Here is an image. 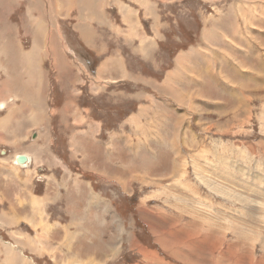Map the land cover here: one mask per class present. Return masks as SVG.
Segmentation results:
<instances>
[{
  "label": "rangeland",
  "instance_id": "1",
  "mask_svg": "<svg viewBox=\"0 0 264 264\" xmlns=\"http://www.w3.org/2000/svg\"><path fill=\"white\" fill-rule=\"evenodd\" d=\"M137 4L0 0V102L17 106L22 137L0 158L34 157L20 167L37 195L50 186L42 227L59 241H37L38 213L13 225L15 213L0 211V264H24L21 253L26 264H264V0ZM139 37L153 44L141 43L145 57L128 41ZM199 54L216 83L199 77ZM173 72L185 101L161 89ZM40 102L46 124L28 117ZM7 248L18 249L12 262Z\"/></svg>",
  "mask_w": 264,
  "mask_h": 264
},
{
  "label": "crops",
  "instance_id": "2",
  "mask_svg": "<svg viewBox=\"0 0 264 264\" xmlns=\"http://www.w3.org/2000/svg\"><path fill=\"white\" fill-rule=\"evenodd\" d=\"M167 1H168V3H170L171 0H167ZM172 1H174V0H172ZM142 2H143L144 7H142V6L139 7V5L137 4L136 6H137L138 10L141 9L143 12L149 11L151 8L150 7L151 0H142ZM31 5H34V3L32 2ZM124 8L125 9L127 8L125 10V15H128V17L126 19V21H127L126 23L129 24L130 23L129 18L131 17V15L134 14V12L132 11L133 9H130L128 7H124ZM30 10H32V8H30ZM147 15H148V13H147ZM147 15L143 14V16H147ZM31 22H32V19H31ZM78 27H80V26H78ZM231 27H235V24L233 25V23H231L229 25V28H231ZM89 29H90L89 26H87V25L83 26V31L85 33L87 32L89 34L90 33ZM134 29H135V25L131 24L130 30L133 31ZM78 30L80 32V30H82V29L78 28ZM231 33H232V36L235 38V36L233 34L234 32L232 31V29H231ZM130 35H132V33ZM92 37H93V34H92L91 38H89V39L92 40ZM128 41L129 42L130 41L137 42L138 47L136 50L132 51V53H135L138 51V52H140V54L142 56H144V54H143V49L140 46L141 43L148 42V43L152 44V42L150 40H147V39H144L141 37L135 38V39H128ZM152 47H153V44H152ZM91 48H93V47L91 46ZM185 55H187L188 58L190 57L189 56L190 53H187V54H180L176 58L175 63H174L175 64V68H174L175 70L181 69V67L179 68L177 65L180 64L181 62L183 63L184 58L182 59V56H185ZM197 55H198V53H197ZM199 55H202V54H199ZM180 56H181V58H180ZM203 56H204V58L206 57L205 55H203ZM179 60H181V61H179ZM193 62L195 63L194 60H193ZM85 64H86V62H85ZM205 68H207V69H205ZM192 69H193V67L191 69H189V71H191ZM196 69L199 70V73L196 72L199 74V77L204 78L201 75V74H204L206 80H210V81L213 80L216 83V79L214 77H211V75H208L210 70L207 66H205V64L202 63L200 67L196 66ZM174 75H175V72L167 75L166 79H165L166 85L161 86V88L166 87V86H170L171 84L175 85V83L173 82V76ZM174 80H176V79H174ZM178 81H180V79ZM5 82H6V85L8 86V76H6ZM187 82L189 83V81H187ZM6 89L8 90V87H6ZM139 96L143 98L144 94L139 95ZM221 97H224L223 92L221 93ZM143 99H145V98H143ZM211 102H213V101H211ZM0 104H3L2 107H4V110H5V107H6L5 102H0ZM30 110H31V112H29ZM47 110H48L47 102H40L38 104V107H36V104H35V107L29 109L28 117L32 118L33 122H36V121L42 122L43 121L44 124H46V121L48 120ZM16 111H17V106H15L14 108H8L3 113L4 115L0 117V127H1V129H0V152H2L1 149H3V148L16 147L22 143V141H19V138H22V137L16 136V134L14 132H12V125L14 123H16L18 120L17 118H19V116L17 117ZM11 133L14 135L12 138H10ZM41 154H43V150H41L38 153V156L34 159V162H36V163L38 162V157ZM17 155H19V154H17ZM25 155L28 156L32 162L34 157L30 154L29 155L25 154ZM14 156L12 157V159H8L7 157H5L3 159L0 158V211H12L13 213H15L14 215H12L13 218H10V221H12L13 225H17L19 223V221L16 218H18V219L22 218L21 220L23 222H26V224H31L30 220L33 218V216H36V213H38V215H40V220H39L38 225L41 226L42 229L40 231V234H37V241L41 242V240L44 237H46L47 240L49 241V243L51 245H53L51 242H54V241H52V239L48 236L49 233L44 234L45 231L49 232L50 228L42 227V214L40 213V211L44 207V204H45L46 199L48 197V189L50 186H48V188H44L42 190V192L38 193L39 195H37V190H36L37 183L33 182V178H35V177L34 176L32 177V174H30L29 171H27L28 172V174H27L24 168H22L20 166L18 167V165L15 163L16 162V154ZM27 167H30V166H27ZM90 197H93V196L91 195ZM37 203L39 204V206L35 205ZM3 204H8V205H7V207H3ZM35 207H37V208H35ZM17 212H19V214H17ZM1 217L3 218L2 215H0V218ZM9 217H11V216H9ZM2 225H4V224H2ZM57 242H59V241L54 242V244H56ZM20 246L22 249L26 248V246H28L27 248H29L28 243H22ZM31 248L34 249V251L37 255L40 254V252H42V248L40 247V245L36 241L32 242ZM67 248H70V246H67L66 249ZM8 250H10L11 256H13V255L16 256V254L14 252V250H16V249L7 248L6 251H8ZM16 251H18V249ZM20 256L22 257L24 264H26V261H28V260L24 258V255H22V253ZM70 258H73V257H70ZM12 261H13V259H11L10 262H12Z\"/></svg>",
  "mask_w": 264,
  "mask_h": 264
},
{
  "label": "bare ground",
  "instance_id": "3",
  "mask_svg": "<svg viewBox=\"0 0 264 264\" xmlns=\"http://www.w3.org/2000/svg\"><path fill=\"white\" fill-rule=\"evenodd\" d=\"M235 26H237V24L235 23ZM237 28H238V26H237ZM240 28V27H239ZM235 29H236V27H235ZM39 31V30H38ZM244 31H245V29H244ZM238 29L237 30H235V32H234V35L235 36H237L238 35ZM213 33V32H212ZM242 33V32H241ZM228 35V34H227ZM202 36V35H201ZM205 36H206V32L204 33V35H203V39L202 40H204V38H205ZM240 36V35H239ZM227 38V37H226ZM225 38V39H226ZM229 39V38H228ZM230 40V39H229ZM228 40V41H229ZM206 41V40H205ZM243 43V42H242ZM207 44V43H206ZM226 45V44H225ZM230 45V44H229ZM231 45H233V44H231ZM4 46V45H3ZM233 47V46H232ZM15 50V49H14ZM201 50V49H200ZM213 50V49H212ZM212 50H210V51H212ZM211 54V53H210ZM254 54V53H253ZM253 54H251L252 56H253ZM257 54V53H256ZM186 56V55H185ZM190 56V55H189ZM256 56V55H255ZM262 56V55H261ZM180 58H181V56H180ZM188 58V57H187ZM199 58H200V60L201 61H203L204 62V64H205V66H207V59H208V57H205L204 58V56L203 55H199ZM196 59V58H195ZM216 59V58H215ZM210 60H212L211 58H210ZM179 61H181V60H179ZM242 61V60H241ZM186 62H187V60H186ZM202 62V63H203ZM211 62H213V61H211ZM260 63H261V65H263L264 66V63L260 60ZM201 64V63H200ZM182 65H184L182 62L180 63V64H178L177 66L180 68L181 67V69L183 68L182 67ZM231 65V64H230ZM224 66V65H223ZM208 68H209V63H208V66H207ZM177 68V67H176ZM229 68V67H228ZM181 69H179V70H181ZM190 68H189V66H188V70H189ZM205 69H207V68H205ZM178 71V70H177ZM212 73V72H211ZM210 73V74H211ZM209 74V73H208ZM169 75V74H168ZM175 76V75H174ZM208 77V76H207ZM212 77V76H211ZM174 78V77H173ZM177 78H178V76H177ZM175 79V78H174ZM176 81V80H175ZM172 82V81H171ZM168 83V82H167ZM179 83H180V81H179ZM202 83V82H201ZM171 84V83H170ZM168 85V84H167ZM185 86H187V85H184L183 87H185ZM161 89H163L164 91H166L167 92V94L168 95H171V96H173L174 98H176V99H178L179 101H185L186 100V98L185 97H183V96H181V94L179 93V90L176 88V86H172V87H170V86H166V87H162ZM181 91V90H180ZM260 92V91H259ZM184 93V92H183ZM189 97V96H188ZM191 98V97H190ZM250 98V97H249ZM198 102V101H197ZM240 102H246L245 100H242V101H240ZM191 103V102H190ZM189 107V106H188ZM224 107V106H223ZM177 109V108H176ZM185 109V108H184ZM219 109V108H218ZM224 109V108H223ZM222 109V110H223ZM186 110V109H185ZM221 110V111H222ZM193 111V110H192ZM191 111V112H192ZM220 111V112H221ZM248 111V110H247ZM140 112V111H139ZM147 111H143V113L142 114H144V113H146ZM182 112H184V111H182ZM214 113H216V112H214ZM190 114H192V113H190ZM184 115V114H183ZM185 116V115H184ZM137 119H139V117L137 118ZM136 118L134 119H131L130 121L131 122H133V123H136V120H137ZM160 119V118H159ZM188 119V118H187ZM168 121V120H167ZM174 122V124L176 123V121H173ZM188 122V121H187ZM161 124V123H160ZM188 124H189V122H188ZM185 125H186V122L184 121V119L183 118H181V120L180 121H178V125L177 126H174L173 127V130L171 131V132H173V144H172V147L170 146V148L172 149V153H174V155H176V156H178L179 155V149H177L176 148V142H178V135L176 134L177 133V131H180V130H183L184 132L186 131V129H185ZM161 127H164V126H160V128ZM167 127V126H166ZM187 128V127H186ZM167 129V132H170V129L169 128H166ZM170 132V133H171ZM190 132V131H189ZM188 133V132H187ZM180 134V133H179ZM183 134V133H182ZM169 136V135H168ZM181 136V135H180ZM146 137H148V136H146ZM150 137V136H149ZM180 138H182V137H180ZM184 138V137H183ZM164 143V142H163ZM162 143V144H163ZM166 143V142H165ZM178 143H180V142H178ZM166 145V144H165ZM164 146V145H163ZM174 146V147H173ZM182 146V145H181ZM184 146V145H183ZM159 147V146H158ZM170 148H167V149H170ZM166 149V150H167ZM170 149V150H171ZM163 150V149H162ZM162 152V151H161ZM154 154V153H153ZM25 157H26V159H27V161L25 162L26 164H25V166H29L30 165V162H31V160L29 159V157L28 156H26L25 155ZM153 158V157H152ZM177 159V158H176ZM176 159L174 160V163H173V169H174V172L175 173H179L180 172V170L182 169V168H180V166H181V164H179V163H176ZM139 160V159H138ZM172 162H173V160H172ZM181 162V161H180ZM16 163V162H15ZM17 164V163H16ZM18 165V164H17ZM16 165V166H17ZM23 166V165H22ZM18 167H19V165H18ZM133 169H134V167H133ZM133 179H135V178H133ZM6 254L8 255L7 256V258H8V260H9V262L11 261L10 259L12 258V256H11V254H8V252H6ZM70 259H72V258H70ZM22 261H23V259H21ZM74 261L76 262L77 260L76 259H74ZM88 261H89V259H88ZM76 264H81L79 261H78V263H76ZM84 264H91V262H89V263H84Z\"/></svg>",
  "mask_w": 264,
  "mask_h": 264
},
{
  "label": "water",
  "instance_id": "4",
  "mask_svg": "<svg viewBox=\"0 0 264 264\" xmlns=\"http://www.w3.org/2000/svg\"><path fill=\"white\" fill-rule=\"evenodd\" d=\"M27 161L26 157L24 155H19L16 157V163L19 165V166H25V162Z\"/></svg>",
  "mask_w": 264,
  "mask_h": 264
},
{
  "label": "flooded vegetation",
  "instance_id": "5",
  "mask_svg": "<svg viewBox=\"0 0 264 264\" xmlns=\"http://www.w3.org/2000/svg\"><path fill=\"white\" fill-rule=\"evenodd\" d=\"M73 43H75V42H73ZM73 43H72V42H70L69 44L71 45V48L74 50V49H76V46H75V45H73Z\"/></svg>",
  "mask_w": 264,
  "mask_h": 264
}]
</instances>
